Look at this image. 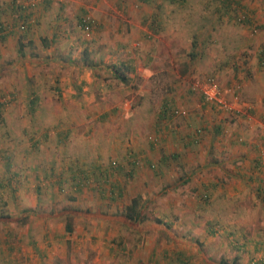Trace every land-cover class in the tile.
I'll return each instance as SVG.
<instances>
[{
  "label": "rangeland",
  "instance_id": "obj_1",
  "mask_svg": "<svg viewBox=\"0 0 264 264\" xmlns=\"http://www.w3.org/2000/svg\"><path fill=\"white\" fill-rule=\"evenodd\" d=\"M11 1L0 0V9ZM31 1L37 3L34 11L41 10L33 29L26 20L24 29L21 19L0 20V264H96L103 252L142 264L135 260L155 251L182 252L185 264H260L242 252L240 228L242 222H257L258 216L247 220L248 216L240 214L245 204L241 177L226 180L223 173L242 169L249 143L244 131L252 123L245 118L253 116L251 109H264V82L254 76L256 66L264 73V61L260 65L258 58L264 52V32L260 36L258 28L264 26V0H238L254 13L256 32L247 26L240 45L233 48L222 45L216 29L211 37H202L210 26L201 27L199 15L203 10L209 15L217 12L218 0H186V7H178L180 0H169L178 3L175 8L164 7L173 17L161 31L148 28L138 42L132 38L134 27L127 19L151 8L141 0H130L128 5L127 0H100L98 6L99 1L92 0H53L51 6L45 0ZM64 1L69 5L61 7ZM100 13L109 17L104 27L98 22ZM87 14L94 18L88 33L79 27L81 16ZM18 49L24 59H19ZM215 49L220 57L210 56ZM194 52L193 60L190 54ZM230 59L236 60L235 70ZM223 60L227 62L218 66ZM118 61L135 67L126 72L124 82L113 74ZM145 63H151V69H145ZM241 74L251 76L247 87L240 83ZM206 75L218 83L231 109L201 104L193 83ZM34 94L38 102L29 112ZM164 96L174 109L185 112L173 115L180 117L169 120L170 127L193 112L201 117L191 134L198 148L194 162L215 167L200 174L189 173L193 166L166 165L164 169L159 157L145 154L147 148L152 155V147L163 154L153 126ZM190 98L193 103H183ZM217 125L222 129L214 135ZM65 130L68 133L60 137ZM131 159L144 179L129 188L138 191L145 206L140 225L121 223L120 213L125 202H130V193L126 199L114 194L111 183L116 171L106 173L111 161L130 169ZM260 160L264 167V153ZM98 162L103 165V176L89 175L80 192L58 182V173L66 172L67 165L78 163L89 171ZM150 171L156 182L145 180ZM185 177L190 179L182 180ZM204 178H214L213 191H218L208 202L197 193L202 187L198 181ZM191 191L204 205L194 224L187 221L193 205L183 204L177 210L169 206H175L173 193L187 194L182 199L188 200ZM155 219L163 226L174 221L175 225L165 229ZM110 264L118 262L111 259Z\"/></svg>",
  "mask_w": 264,
  "mask_h": 264
},
{
  "label": "crops",
  "instance_id": "obj_2",
  "mask_svg": "<svg viewBox=\"0 0 264 264\" xmlns=\"http://www.w3.org/2000/svg\"><path fill=\"white\" fill-rule=\"evenodd\" d=\"M99 1V3L97 4V6L101 3L100 0H92V3L95 2L97 3ZM134 1V0H131ZM144 3H148V5L150 4V9H146L148 11L146 12H142L138 13V14H134V16L132 15L130 18L127 19V22H129L131 25L129 26H133V30L135 33H133L132 38L137 39V42L141 39V36L145 35L146 30L149 28L150 30L157 29L159 31H161L163 29V27L170 21V18L173 17L171 10L166 9L164 7H174L176 5H178V3L174 4L169 0H141ZM174 1V0H172ZM12 2V1H11ZM51 3H53V0H45V4L48 6H51ZM127 5L131 4L130 0H127ZM37 4V3H36ZM39 5V3H38ZM65 5H69V1L66 2H62L61 3V7H64ZM84 4L83 6L81 5V10L85 11ZM222 3L220 4V6L222 7ZM37 7V6H36ZM17 8V9H16ZM224 9V8H223ZM223 9H219L220 12L218 13H213V15H209L208 16V20H202L201 21V25H203L205 27V25H209V29L206 33L202 34L204 36L202 37H211V33H212V29H216L215 32L217 31V33H215L217 35V37H219L218 39L220 40V42L222 43V45L224 47H234L236 45H240L241 41L243 39L242 35L244 32L248 31V24L247 25H242V24H237L234 23L231 18V20L229 19V15L226 16V11ZM228 9V8H227ZM232 9V7H231ZM36 10V8L31 9L30 11L26 12L24 10H22L21 8H18L16 4L10 3L7 4V6L1 7L0 9V20L5 21V19H21V20H26L28 23L30 24V27L33 29L34 28V22L38 20L39 16H38V12L39 14L41 13V10L39 9V11H34ZM57 10V9H56ZM129 10H132V7L130 6ZM254 12V11H253ZM230 12H228L229 14ZM220 16V20L218 19L219 15ZM56 18L58 19V15L56 14ZM55 18V19H56ZM251 18H253V22L255 24V16L254 13L251 14ZM98 22L99 24L101 23V25L104 27L106 26V22L109 21V17H107V15H105L104 13H100V16L98 17ZM8 21V20H7ZM116 21V20H115ZM118 22V21H117ZM231 24H234V26H232ZM237 25V26H236ZM259 30L261 32L260 36L263 34L264 32V26L260 25ZM145 30V31H144ZM263 30V31H262ZM5 34V33H4ZM65 35H67L65 33ZM256 35V34H255ZM258 37V36H257ZM256 37V38H257ZM254 39L256 42L257 39ZM142 42V40H141ZM122 46V45H120ZM216 53H214V55H210V56H217L220 57V52L218 51V49H215ZM220 55V56H219ZM195 57V56H194ZM194 57L192 58L194 60ZM229 58V56H228ZM227 58V59H228ZM259 64L263 65V61H264V52L261 51V56L259 57ZM211 59V57H210ZM231 60V59H230ZM226 63V61L223 60V62H219L218 66H220L223 63ZM236 60H231V67L232 69L235 70V66L236 65ZM151 63H145L144 68L145 69H151L150 65ZM249 65L246 64V70H247V75H250L249 69H247ZM256 69H258V73H255L254 76L256 77V79L260 80L261 82H264V73L261 72L260 74V68H258L256 66ZM232 76H235V78L237 77V74L233 73ZM244 75L241 74L240 78H241V85L243 87H247L248 84L250 83L249 79L251 78V76L248 77H243ZM231 83V82H230ZM264 85V84H262ZM233 87L229 88L232 89ZM227 89V88H226ZM165 99H168V97H163ZM145 98H142V100ZM244 102L245 101H253V102H259L257 99H251V100H247V99H242ZM193 103V100H186L183 101V103L185 104H189V103ZM175 103V105L179 104L176 103L175 101L173 102ZM187 106V105H186ZM250 112L253 114V116H246V120L251 121L253 125L249 124V127L244 131V135H246V138L248 139L249 143L248 146L244 149L245 153L243 155V159H242V169L240 168H234L232 170H228L225 169L224 173H223V177L226 180H229V178H234L235 176H240L241 177V181L243 183V192H242V198L245 199V204L244 206H242V212L240 213L242 216L246 218V216H248L249 218L247 220H249L250 218H257V222H245V223H241V229H242V240H241V247H242V252H245L247 257L252 258L255 257L258 263H264V251L261 250V247H264V222L263 219L264 217L262 215H264V192L262 191L264 189V167H262V164L260 163V153H264V109L263 107L261 109H251ZM158 115V120H156L153 129L156 135H158L160 138H158L159 140V144L160 146H162V151L163 154L159 155L154 151V147H152V155L151 153L148 151V149H145V154L147 156H149V158H156L159 157L160 159V164L161 166L165 169L164 166H169V167H173L175 165V167L177 166L178 168H184L185 166H193L192 170L189 171V173H197L200 174L204 169H208L210 167H215V164H210L207 167H205V165L207 164H202L200 165L199 163H197L196 161L194 162V160L197 158L195 154L198 153V148H196L197 146H193V141H192V130L196 127H198L199 125V119L201 118L198 114H196V112H193L192 114H190L189 117H184L186 118L184 121H179L178 123H176L174 125V127H170V123L169 120H175L174 117H180V116H168L165 117L163 115H159V111L157 112ZM182 117V116H181ZM250 118V119H249ZM153 123V121L151 122V124ZM195 125V126H193ZM238 131V130H237ZM65 133H59L60 137L64 136L68 133L67 130L64 131ZM188 135V136H187ZM193 136V134H192ZM60 147V146H58ZM61 148V147H60ZM140 149V148H139ZM139 149L136 148V150L138 151ZM174 150V151H173ZM166 152V155H164V153ZM143 154V155H145ZM167 154H169L167 156ZM156 155V157H155ZM62 156V155H61ZM120 158L124 159L126 162V157L122 155H120ZM182 159V160H181ZM123 160V161H124ZM132 162V159L131 161ZM193 163V165H191ZM67 164V163H66ZM136 164V163H135ZM130 165V164H129ZM120 167V166H119ZM121 167H123L125 169V166L121 163ZM67 171L66 172H61L58 173V182L61 183H69L72 187H73V191H77L80 192L81 191V184H79V178L77 177V173H75V169L73 168L72 165H67L66 166ZM123 168L120 169V172L118 173L117 170L116 172L113 174L112 177V189H114V194L119 195V197L121 198L122 196L126 198V196H128L129 194V198L130 200L138 195V191H132L129 190L130 186H133V184H136V182L143 180L142 176L138 174V170H137V165L134 166V170L131 173V177L126 176L125 173H123ZM92 169H96V172H100L103 169V165L102 163L98 162L95 163L94 165H92V167L90 168V170ZM123 169V170H122ZM126 170H130V169H126ZM151 173V171H150ZM147 173L145 180L150 181V182H156L157 177L153 176V173ZM106 175V174H105ZM111 175V174H109ZM100 176H103V173L100 174ZM129 177V179H128ZM159 179V178H158ZM190 177H185L182 180H189ZM214 178L212 179H200L198 182L200 183L199 185L202 184V187L200 190H198L197 193H201V190H203V188H205L207 185L204 184L203 182H205L206 180L212 181ZM217 180H221L219 178H215ZM161 181L163 179H160ZM159 180V181H160ZM88 182V179L85 180ZM147 181V182H148ZM160 181V182H161ZM222 181V180H221ZM130 183V184H129ZM164 191V190H163ZM132 192V193H131ZM147 193H151L150 190L146 191ZM216 193H218V191H211V197L216 195ZM175 194V198L176 200H173V203H175V206L170 204V207H173L175 210H177V208L180 207V205L183 206L184 205H193L192 207V214L188 215V219L187 221L191 222V223H195V220H197V218L199 217V213L201 212V208H204V205L201 204V202L195 198H193V193L192 191L189 193L190 197L187 198L188 200L182 199V197H185L187 194H181V193H173ZM224 195H227L226 193H223ZM236 198V197H234ZM181 199V200H180ZM177 201H180L181 203H178ZM125 203H129V201L127 200ZM188 203V204H187ZM191 208V207H190ZM235 211V209H234ZM182 213V211H180ZM178 211V214L180 213ZM237 212V211H236ZM238 213V212H237ZM250 215V216H249ZM263 217V219L260 220L261 217ZM190 218V220H189ZM181 219V218H180ZM182 221L186 220V219H181ZM172 223H174L175 225V221L174 222H168L169 226H172ZM180 225V224H178ZM177 225V226H178ZM246 226V229H244ZM64 230L69 231V227L65 226ZM73 244H76V241H73ZM76 242V243H75ZM107 245V244H105ZM110 250V248H108ZM115 256V255H112ZM111 255H105V252H103V254L101 255L100 260H93L92 262L95 261L96 264H110L111 259L116 260L118 262V264H133V261H128L126 262L123 259H117V257H112ZM62 258V261L65 262L67 261L66 256L64 255H59V259ZM116 258V259H115ZM236 258V257H234ZM61 260V259H60ZM183 260V256H182V252H176L175 254L173 253H167V252H160V253H149L147 255H145L144 257H142L141 260H135L136 262H141L142 264H181ZM245 260V259H244ZM61 262V261H60ZM40 263V261L38 262ZM136 264V263H134Z\"/></svg>",
  "mask_w": 264,
  "mask_h": 264
},
{
  "label": "trees",
  "instance_id": "obj_3",
  "mask_svg": "<svg viewBox=\"0 0 264 264\" xmlns=\"http://www.w3.org/2000/svg\"><path fill=\"white\" fill-rule=\"evenodd\" d=\"M185 1L186 0H180L178 7L181 6V5L183 7H186V2ZM218 1L223 4L222 7L219 8V9H223L224 8L223 10L226 11V16L228 15V12L233 13L231 15V18H232L234 23L242 24V25H247V24L249 25V23H250L249 20L251 19L250 10L247 7L241 6L238 0H218ZM25 2H26V0H12L13 4H16L18 8H21L22 10H24L26 12L30 11L31 9H34V6L26 5ZM233 4H236V5H239V6H235ZM232 6H234V7H232ZM219 7H220V5H219ZM231 7H232V9H231ZM219 9L215 13L220 12ZM240 11L245 12L246 15H248V20L246 19L247 21H244L245 23H238L237 22L236 17H237V14ZM211 13H214V12L210 11V15H212ZM208 16H209V14L204 13V10H203L200 13L199 18L201 19V21L205 20V19L208 20ZM220 16H223V14L222 15L220 14L218 16L219 20H220ZM24 22H25V20H24ZM24 22L22 20L21 23L23 24ZM198 22L201 23L200 21H198ZM22 24H20V25H22ZM202 26L203 25H201V27ZM0 29H2L1 25H0ZM154 31L157 32L159 30L154 29ZM18 50L20 52L19 54H17L20 57L19 59H22V58L24 59V54L20 51V49H18ZM195 55H196L195 52L191 53L190 54V58H193ZM31 59L32 58H30L29 60H31ZM134 70H135V67H133V65H131L129 63H126V62H123V61H118L116 63V65H114L113 74H114L115 78H117L118 80L124 82L126 80V78H127L126 77V72H132ZM183 73H184V71L181 72V74H183ZM206 76H211L212 77V75H206ZM2 100H3V98H2ZM170 101H171L170 98H168V100L163 98L162 101L160 102L159 106H158L160 108L159 109V115H163L164 118L168 117V116H171V115L172 116L175 115V113H174L175 109H174V107H172V104H171ZM37 102H38V97H37V95L34 94V96L29 100V103H28L29 112H31L32 110L35 109V106H36ZM206 104H208V103H206ZM206 104L204 103L203 105H206ZM2 105H3V103L0 101V108H1ZM210 107H213V105H211ZM157 119H160V118H158V115H157ZM221 129H222V127L220 125H217L215 127V129H214V135L218 134ZM25 133H27V132H25ZM203 133H204V131H203ZM198 138L199 137L195 136L194 140L198 141L199 140ZM32 144L36 145L37 141L35 139H33V143ZM164 155H166V152L164 153ZM168 155L169 154H167V156ZM129 157H130V155H129ZM6 165H7L8 168L11 166L9 161L6 162ZM135 165H136L135 164V160H132V162H130V170H126L123 167H121V163H118V165H117V163L115 161H111V162H109V166H108V168L106 170V173L109 174V172H115L116 170L119 173L120 169L123 168L124 169V170L122 169L123 173H125L126 176H130L132 171L134 170V166ZM73 166H74L73 168L75 169L74 172L77 173V177L79 178V182H78L79 184L85 183L86 182L85 180L88 179L89 175L93 174V175L97 176V175H100L102 173V171L96 172V169H92L91 170L92 172L90 170L89 171H84L83 168L80 167V165L78 163H74ZM152 168H154L153 163L151 165V169ZM108 169H113V171H109ZM158 169L160 170L161 168L160 167H156L155 168V170H158ZM212 182L213 181H209V183L208 182H203V185L206 184L207 186L205 188H203V190H201V193H198L199 194V198H201V200H203L205 202H208V200L211 198V190L213 191L214 186H215L214 183H212ZM217 182H219V180H217ZM112 190H113V193H114V189H112ZM262 191L264 192V189ZM144 208H145V206L143 205V203H141L140 195H137V196L133 197L130 200V202L126 203L123 206V208H122V211H121L120 214L122 215L124 221L122 220L121 223L124 224L125 222H127V223H131V224L134 223V224L140 225L144 221V216H143ZM155 220H156L157 224H159V225L161 224V221L159 219H155ZM160 226H163V225H160ZM163 227L166 229V228H168L170 226H169L168 223H166V224H164ZM181 264H185V262L182 261Z\"/></svg>",
  "mask_w": 264,
  "mask_h": 264
},
{
  "label": "built area",
  "instance_id": "obj_4",
  "mask_svg": "<svg viewBox=\"0 0 264 264\" xmlns=\"http://www.w3.org/2000/svg\"><path fill=\"white\" fill-rule=\"evenodd\" d=\"M25 4L31 5V6L36 5V3H34V1H31V0H26ZM236 19L238 23H245L244 21L248 20V15H246L245 12L240 11L237 14ZM249 22H250L249 26L253 27L252 28L253 32H256V27H255V24L252 18L249 20ZM93 24H94V18L92 16L88 14L81 16L79 27L82 29V31H85L86 33H88L91 30V27L93 26ZM20 28L24 29L25 26L22 24L20 25ZM193 88L199 91L201 102H202L201 104L208 103V104L218 105L219 107L223 109H231L232 105H228L226 100H224L221 89L219 88L218 83L214 80L213 77L207 76L203 78V80H198V79L195 80V82L193 83ZM228 90L231 91L232 89H228ZM235 98H237V96L235 97V94H234V99ZM174 113L175 114H185L184 111H181L178 109H175ZM198 132H200V129H198Z\"/></svg>",
  "mask_w": 264,
  "mask_h": 264
}]
</instances>
